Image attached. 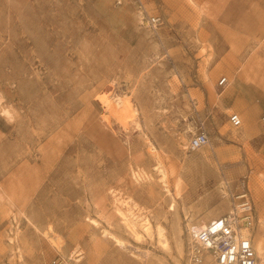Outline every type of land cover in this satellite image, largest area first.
Masks as SVG:
<instances>
[{
	"label": "rangeland",
	"instance_id": "374dc122",
	"mask_svg": "<svg viewBox=\"0 0 264 264\" xmlns=\"http://www.w3.org/2000/svg\"><path fill=\"white\" fill-rule=\"evenodd\" d=\"M145 1L156 29L132 0H0V264H185L188 222L227 212L224 191L247 192L264 240V0Z\"/></svg>",
	"mask_w": 264,
	"mask_h": 264
},
{
	"label": "built area",
	"instance_id": "2783aa9c",
	"mask_svg": "<svg viewBox=\"0 0 264 264\" xmlns=\"http://www.w3.org/2000/svg\"><path fill=\"white\" fill-rule=\"evenodd\" d=\"M118 4L122 0H116ZM136 12L150 28L156 29L162 23L161 15L150 13L145 0H132ZM227 78L222 76L218 86H226ZM264 122V115L261 117ZM228 121L233 127L242 124L236 112L228 114ZM209 138L204 130L193 134L188 141L190 150H197L208 144ZM231 210L211 219L204 225L186 226L190 239L187 242L185 264H264V253L255 248L252 232L256 225L255 208L247 192L231 195Z\"/></svg>",
	"mask_w": 264,
	"mask_h": 264
},
{
	"label": "bare ground",
	"instance_id": "6f19581e",
	"mask_svg": "<svg viewBox=\"0 0 264 264\" xmlns=\"http://www.w3.org/2000/svg\"><path fill=\"white\" fill-rule=\"evenodd\" d=\"M110 105H112L114 107L116 115L119 116L120 118H125L127 116L126 99L124 96L116 95L113 98ZM233 138H237V135L235 134V136H233ZM219 164H217L218 169L220 168ZM157 168H158V171L160 173V178L162 180V183L164 184L163 187H164L165 191L171 194L170 189L168 188V185L166 182V177H167L166 172L160 166H158ZM219 171H220V169H219ZM179 186H180V184H179V180L177 178V180L175 181V190L177 192L180 191ZM222 193H223L222 198L224 199V200L223 199L222 200L228 201V204H229L228 210H231V207H232L231 202L229 201V199H227L229 193L227 191H224ZM114 204H115L117 214L122 219L126 228L129 230V232L134 236V238L137 241H141L142 238L146 237V236L152 237V235H153L152 230H154V228L152 227V224H151V222L147 216H145V215L140 216V214H138L137 212L134 211L133 206L127 200L121 199L120 197H114ZM169 210H175V199H172V203L169 206ZM205 222H206V220H202V221H199V223H202V224H196V225L202 226L205 224ZM94 223H95V221H94ZM190 225L191 224H189V222H188V226H190ZM155 232H156V235L158 238V242L161 244V246L163 248H166L167 247V240L164 236V229L161 226H157L155 229ZM109 235L112 236L111 234H109ZM114 240H116L117 243L121 244V241L119 239H117L116 237H114ZM255 248L259 254L264 253V240H258L256 245H255Z\"/></svg>",
	"mask_w": 264,
	"mask_h": 264
},
{
	"label": "crops",
	"instance_id": "0c3cea01",
	"mask_svg": "<svg viewBox=\"0 0 264 264\" xmlns=\"http://www.w3.org/2000/svg\"><path fill=\"white\" fill-rule=\"evenodd\" d=\"M219 80V79H218ZM217 80V81H218ZM218 85H217V83H216V87H217ZM218 88H222V90L224 91V89H225V86L223 87V86H219ZM220 91V93L219 94H221L223 91ZM219 97V96H218ZM253 113V115L251 116L250 115V113ZM256 112H255V108L254 107H252L250 110H248V111H246V114H245V116L246 117H248L249 119H251V120H253L254 119V117H255V115H257V114H255ZM206 223V222H205ZM197 224H202V223H199V222H197Z\"/></svg>",
	"mask_w": 264,
	"mask_h": 264
}]
</instances>
